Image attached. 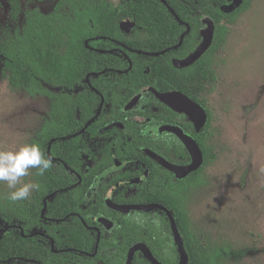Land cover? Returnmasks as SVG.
<instances>
[{
	"label": "trees",
	"instance_id": "16d2710c",
	"mask_svg": "<svg viewBox=\"0 0 264 264\" xmlns=\"http://www.w3.org/2000/svg\"><path fill=\"white\" fill-rule=\"evenodd\" d=\"M166 1L173 9H182L179 2ZM212 1L216 4L215 9L211 8V0H199L203 5L199 3L198 6L206 10L207 15L215 21L212 47L187 68L179 69L171 62L156 66L157 74L167 80H176L174 88L200 104L208 113L205 126L208 137L196 136L205 155V162L190 177V193L198 187L204 168L215 157L209 131L212 116L204 101L205 91H209L216 82L214 58L228 38L229 25L250 7L252 0H244L242 6L231 14L224 13L221 8L232 0ZM41 2L49 10L38 7V12L25 17L21 26L17 24L7 32L4 41H0V52L11 84L46 94L51 100L53 109L37 137L41 151L46 157L48 153L51 157H64V161L72 165V159L84 157L88 153L83 150L86 146L79 143V137H73L82 125L78 120V109L90 107V113H82V116L93 117V113L97 111L93 107L98 101L88 88L79 96L70 93L77 86H83L90 73L104 68V63L93 62L92 59L107 57L103 50L106 49L109 37L120 39L123 32L121 22L127 18L135 19L139 28L152 32L153 38L150 39L153 42L165 39L179 42L182 30L177 27L178 22L176 24L171 21L172 15L168 7L160 0H121L118 3L114 0ZM10 7L14 18H18L22 11L20 0H10ZM161 11L164 13H160ZM210 11H217V14H210ZM126 41L127 45L136 50L155 51L131 45L132 39L129 37H126ZM142 41L143 39H139V42ZM127 53L133 60L141 56L129 51ZM128 67L127 64L126 68ZM148 67H151L149 74L146 73ZM134 70L135 68L125 75L128 81L132 76L150 77L153 65L147 63L138 75L134 74ZM49 85H61L64 91L58 94L47 88ZM160 100L155 97L158 104L172 113L177 112ZM93 121L90 129L99 124V120ZM149 147L154 149L153 146ZM113 153L109 148L103 157H113ZM117 156L121 157V152ZM53 164L43 176L35 174L33 177L40 189L34 190L30 199L5 202L8 209L3 212L0 210V216L5 220L3 222L0 219V264H127L130 250L138 244L148 246L161 264H180L179 248L170 219L164 211L156 209L151 212L121 213L106 204V197H110V193L97 194L96 202L86 208L89 197L85 192L61 191L69 187L71 178L66 169L62 178ZM104 164H108V161ZM162 170L167 175L171 174L166 169ZM156 178L150 180L149 186L147 182L145 187L148 186V190L143 193L142 198L115 199L116 204H159L166 207L177 222L189 254L188 264H226L227 261L244 255L242 251H234L230 245H215L194 234L184 208V202L190 193L186 196L183 189L174 192L167 185L168 176L164 175L159 181ZM44 218L50 222H46ZM100 218L111 220L113 227H105L98 221ZM41 232L46 235L37 234ZM133 264L151 262L138 251Z\"/></svg>",
	"mask_w": 264,
	"mask_h": 264
},
{
	"label": "rangeland",
	"instance_id": "374dc122",
	"mask_svg": "<svg viewBox=\"0 0 264 264\" xmlns=\"http://www.w3.org/2000/svg\"><path fill=\"white\" fill-rule=\"evenodd\" d=\"M41 1L20 0L22 11L14 18L10 0H0V41L38 7L46 9ZM229 30L214 58L216 82L204 97L215 157L184 208L199 238L244 252L226 264H264V0H252ZM51 104L42 93L10 83L0 52V149L36 143ZM35 174L30 169L22 183H34ZM9 191L0 183L1 212L11 202Z\"/></svg>",
	"mask_w": 264,
	"mask_h": 264
},
{
	"label": "flooded vegetation",
	"instance_id": "af4514ba",
	"mask_svg": "<svg viewBox=\"0 0 264 264\" xmlns=\"http://www.w3.org/2000/svg\"><path fill=\"white\" fill-rule=\"evenodd\" d=\"M160 1L168 7V11L172 15L171 21L179 23L177 27L182 30L179 42L166 39L153 42L150 39L153 38L152 32L139 28L135 19L123 20L120 24L123 31L120 35L121 40L109 37V42L105 45L106 49L103 50L107 57L92 59L93 62L104 63V68L90 73L86 83L83 86H77L70 93L79 96L88 88L98 101V104L95 103L96 105L93 107V110H97L93 113V117L82 116V113H90V107L83 106L78 109L80 114L78 120L82 125L73 137H79V143L86 146L83 150L88 153L84 154V157L72 159V165H68L64 161V157H51L49 153L47 154V158L54 163V167L61 173L62 178L64 169L69 172L70 185L61 191L85 192L89 197V202L85 205L86 208L96 202L97 194L100 193L111 194L110 197H106L107 205L109 198L113 202L115 199L142 198L143 193L148 190L150 180L157 177L156 181H159L164 175L168 176L167 185L174 192H180L183 189L187 196L191 191L190 177L194 172L186 177H179L176 172L163 167L152 155L155 154L175 166L190 165L193 156L183 140L177 133L166 131L165 128H177L198 142L196 136L207 138L209 135L205 128L207 123L200 128L187 114L172 113L155 101V97L160 99L159 96L166 93L180 92L187 96L174 88L176 80H167L164 76L157 74L156 66H164L171 62L179 69L189 67L192 64L187 65V60L207 41L209 33L212 34L213 43L216 27L215 21L207 15V11L198 8L199 3L203 5L199 0H175L181 4L182 9L179 10L169 6L166 0ZM210 5L212 9H215L216 4L212 0ZM221 9L223 11V6ZM209 13L217 14V11ZM124 23H126L125 29L122 28ZM129 23L132 25L128 26ZM137 28L139 30L135 31ZM126 37L132 39L131 45L155 51L136 50L127 45ZM139 39H143V41L139 42ZM212 43L211 45H213ZM221 48L222 46L219 50ZM127 51L141 56L133 60ZM147 63L153 65V73L150 77L133 78L134 76H132L128 81L126 74L135 68L134 74L138 75L137 73L147 66ZM127 64L128 68H126ZM150 72L151 67H148L146 73ZM93 77L94 79H92ZM47 88H51L58 94L64 91L61 85L60 87L49 85ZM207 92L206 90L204 97ZM43 96L47 97L46 94ZM52 109L53 105L51 104V111ZM146 114L153 116L149 117ZM159 119L162 123L159 122ZM93 120H99V124L90 129ZM54 141L55 139L52 142ZM38 142L36 139L37 144ZM109 148L114 152L113 157H103ZM120 152L121 157H118ZM203 157H205L204 154ZM105 161H108V164H104ZM162 168L171 174H165ZM147 182L148 186L145 187ZM44 220L50 222L46 218ZM14 226L21 229L19 226ZM22 231L24 232V229ZM37 234L46 235L42 232Z\"/></svg>",
	"mask_w": 264,
	"mask_h": 264
},
{
	"label": "water",
	"instance_id": "95a60500",
	"mask_svg": "<svg viewBox=\"0 0 264 264\" xmlns=\"http://www.w3.org/2000/svg\"><path fill=\"white\" fill-rule=\"evenodd\" d=\"M243 2L244 0H233L232 3L223 6V11L230 14L236 11L238 8H240ZM125 25L126 23L122 25V28L125 29L126 28ZM131 25L132 23L128 24V26ZM211 43H212V34L209 33L207 41L203 43V45L198 49V51H196L190 57L189 60H187L186 64L190 65L194 63L196 60H198L210 48ZM159 97L165 104H168L175 111L187 114L200 128L205 126V124L207 123L208 121L207 111H205V109L200 104L190 99L189 97L181 94L180 92L166 93L160 95ZM165 130L175 132L180 136V138L183 140L184 144L186 145V147L193 156L192 163L188 166L179 167L167 162L161 157H157L155 154L152 155L154 156L153 158H155L166 169L176 172V174L179 177H186L189 174L199 170L203 166L205 162V158L203 157V152L198 142L195 141L193 138L187 136L177 128L166 127ZM107 203L111 209L121 213H129L130 211L151 212L156 209H161L162 211L167 213L171 222L173 234L175 236V241L178 245L179 252L181 255L180 264H188L189 254L185 249L183 238L179 232L177 222L174 216L172 215V213L167 208L159 204L120 205L113 202L111 198L107 199ZM98 221L103 225H105V227H107L108 229H111L114 225V223L107 218H100L98 219ZM138 251H141L143 255L151 262V264H161L154 256L150 248L145 244H138L130 250L127 264H133L135 254Z\"/></svg>",
	"mask_w": 264,
	"mask_h": 264
},
{
	"label": "clouds",
	"instance_id": "9594fccd",
	"mask_svg": "<svg viewBox=\"0 0 264 264\" xmlns=\"http://www.w3.org/2000/svg\"><path fill=\"white\" fill-rule=\"evenodd\" d=\"M52 167L36 143H25L12 150L0 149V183L10 190L7 199L12 202L27 200L32 192L39 191L38 183H22V178L29 175L30 169H36L37 175L43 176Z\"/></svg>",
	"mask_w": 264,
	"mask_h": 264
}]
</instances>
